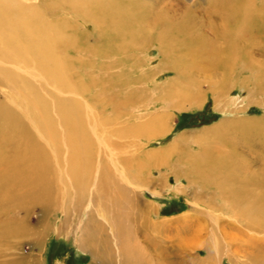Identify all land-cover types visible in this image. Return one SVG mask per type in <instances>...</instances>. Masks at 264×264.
I'll use <instances>...</instances> for the list:
<instances>
[{"label": "bare ground", "instance_id": "bare-ground-1", "mask_svg": "<svg viewBox=\"0 0 264 264\" xmlns=\"http://www.w3.org/2000/svg\"><path fill=\"white\" fill-rule=\"evenodd\" d=\"M146 5L145 0H0V61L9 60L13 64L22 65L14 67L12 70L4 69L5 73L14 81L3 76L9 86L0 85V87H7L14 91L12 96L0 98V196L5 202L0 204V209L6 206L14 208L18 203L22 205L23 201L30 204L36 201L52 203L54 199L57 200L53 190H51V187L54 186V179L51 180L54 175L51 167L53 157L50 156L48 146L51 145L58 152L61 149V141L67 144L70 149L71 154L69 163H67L69 170H67L73 179L74 183L72 184L79 190V195L83 194L84 188H88L93 179L91 173L93 165L91 163L94 162L92 161L95 159L94 154L96 156L97 151L100 150H94V143L91 141L92 135L99 138L100 126L107 125L109 121L103 120L102 112L111 108L114 116L111 120L113 123L125 115L122 111L124 105L118 95H112L102 101H96L94 97H91L86 102L88 93L86 87L73 81V73L75 72L73 70L77 64L72 60L71 54H81L85 49L91 52L96 50L97 53L98 49L102 48L104 50L102 56L106 58L110 55H117L124 49L148 48L152 42L156 41L162 50L164 48V52L169 58L174 56L176 59L175 56L180 55L178 64L157 73L159 76L161 72H168L174 77H171L169 82L167 81L162 95L147 103L148 107L161 105L164 110L168 107L182 109L202 103L206 94L200 90L202 83L209 85V92L223 93L225 90L221 88L220 80L217 82L209 79L212 77L208 76L207 79L209 80L200 81L193 72H209L213 75L215 71L218 72L220 69L230 75L238 67V61L241 63L243 73H255L253 75L255 88L261 89L262 85L264 86V70L260 67L262 63L259 64V60L247 52L245 45L244 47L240 46L246 42L253 48L257 43L252 40L248 41V37L256 38L260 34L264 36V0L259 3L257 0H210L208 14L212 20L208 23L216 35L214 39L212 38L213 40L197 31L196 22L193 21L194 19L191 20V13H187L182 21H179L180 24H175L171 22L172 18L168 13H164L162 10L160 12L155 11ZM63 16L64 18L71 17L74 20H80V22L82 20L85 24L92 23L100 47L88 45L87 48H84V45L87 44L83 38L81 40L80 37H76V23L72 21L68 23L66 19L61 18ZM215 18L220 20L219 25L215 24L213 20ZM214 25L220 26V28L216 30ZM203 27L205 28V26ZM18 69H25L34 82H23L18 78L16 72ZM105 86L107 87V85ZM101 96L103 95L101 94L98 98ZM15 98L21 101L20 107L13 102ZM46 100L52 105V110L50 106L45 104ZM99 103L103 106L101 113L100 109L97 108ZM137 108L138 106L135 110ZM53 110L57 114L56 118L51 114ZM138 112H140V108H138ZM156 115L145 124L135 125L133 129H125L122 132L118 131L119 134H117L121 136L131 135L152 141L166 131V122L169 120L167 115L157 113ZM27 120L31 121L30 124L27 123ZM60 121L64 131H62ZM235 124H227L226 127L232 125L235 128ZM102 142L100 143L101 148L102 146L106 147ZM177 144L178 142L174 143L164 151L149 152L145 158L143 157L145 163L143 161L136 163L137 161L134 160V165L137 164L136 166L140 167L144 163L143 165L148 164L147 166L154 165L156 167L163 159L167 158L165 156L175 150ZM93 151L95 152L93 153ZM208 151L203 149V154L198 156L199 159L196 158L204 164L199 165L196 169L202 171V176L206 173L210 182L219 178L220 184L223 182L225 185L230 181L233 184L239 183L238 185L235 184L232 189L230 188L235 199L237 196L240 197L238 200L233 199L234 207L231 209L235 208L236 214L237 212L243 214L244 221L249 223L251 227L263 228L264 195L253 197V191L248 188L255 183L246 178L239 181L240 178L234 176L233 168L230 169L232 163L231 158L228 157L230 153L223 156L221 151L217 155L210 154ZM83 157L87 160L86 165L82 162ZM110 161L116 169L117 163L113 161V157L110 158ZM101 163L103 162L101 161ZM248 165L244 164L241 167L244 172L250 170ZM102 166L100 182H96L98 187L95 199H104L108 195L116 196L112 197L114 202L117 201V211L111 216L113 217L111 221V230L113 231L107 234L100 226L93 224L91 222L93 219L90 218V223H87L82 230V236L78 243L79 248L91 252L101 264H107L108 259H111L110 245H113V240L118 243L122 264H156L155 262L158 260H167L168 263L170 261L172 264H179L177 259H173V256L178 257L181 253L179 245L186 248L195 244L193 239L183 237L182 233V236L179 235V219L174 220L176 223V228H174L178 231L177 234L175 236L172 233L169 236L165 234H160L161 237L157 236L154 243H156V249L159 251L156 254L151 253L149 251L151 242L149 241H153V239L144 235L145 241L142 242L145 244H141L137 236L140 233L137 215L147 216L151 214V207L140 198L135 188L134 191H130L124 187V185L129 186V182L128 177L125 179L126 174H123L121 167V171L116 176L106 169L104 164ZM165 167L167 166L165 165ZM210 173L219 174L216 175V178H211ZM254 177L258 176L254 175ZM121 181L124 185L120 183ZM260 185L264 186L263 183ZM240 195H246L245 197L242 196L245 200ZM100 201L98 200L96 204H100ZM103 205L102 203L99 207ZM105 208L102 211H105ZM93 210L91 217H93V213L96 214L97 212L95 207ZM131 224H134L137 229L131 227ZM172 230L173 228L169 231L172 232ZM189 232L191 231L188 230L187 233ZM166 241L171 245L162 247ZM206 248L208 249V247ZM211 251L208 252L207 250L208 256L202 261V264H214V261L212 262L214 255Z\"/></svg>", "mask_w": 264, "mask_h": 264}, {"label": "rangeland", "instance_id": "rangeland-1", "mask_svg": "<svg viewBox=\"0 0 264 264\" xmlns=\"http://www.w3.org/2000/svg\"><path fill=\"white\" fill-rule=\"evenodd\" d=\"M261 1L257 0V3ZM145 3L155 11L160 12L162 10L171 15V22L175 24L181 22L187 13H191V20L194 19L193 21L196 22L198 32L203 33L209 39L216 37L208 23L212 20L208 14L210 0H145ZM61 18L66 19L68 23L71 21L76 23V37H80L81 40L83 38L87 44L84 45V48H87L88 45L100 47L92 23L85 24L82 20L80 22V20L75 19V21L71 17L64 18L63 16ZM213 20L215 24H220L219 19ZM217 25H214L216 30L220 28ZM258 36L256 38L248 37V41L252 40L257 43L253 48L246 42L240 46L244 47L245 45L247 52L259 60V64L262 63L260 67L264 70V36L263 34ZM155 42H152L148 48L124 49L119 54L110 55L106 58L102 56L104 54L102 48H99L97 53L96 50L91 52L85 49L81 54H71L72 60L77 64L73 70L75 71L73 81L86 87L88 91L86 102L91 97H94L96 101H102L112 95H118L124 105L122 111L125 115L113 123L111 120L114 116L111 108L102 112L103 120H109L108 123L110 124L104 121L107 125L100 126L99 138L94 135L91 138L90 135L91 141L94 143V150H100L97 151L96 156L94 154L95 159L91 163L93 165L91 169L92 182L88 188H84L81 195H79L80 192L75 185L72 184L74 182L68 172L69 164L67 163H69L71 153L67 144L61 141L59 153L51 145L48 146L50 156L53 157L51 167L54 175L51 180H55H53L54 186L51 187V190H53L57 200L54 199L52 203L36 201L33 202L34 204L23 201L22 205L18 203L14 208L6 206L0 209V264H101L91 252L79 248L78 243L83 228L87 223H90V218L93 219L91 221L93 224L100 226L107 234L113 231L111 230L113 219L111 216L117 211V201L114 202L112 197L116 196L108 195L104 199L100 198L101 201L95 199L103 164L116 176L122 168L123 174H126L125 179L128 177L129 186L126 187L122 181L120 183L130 191H134L135 188L140 198L151 207V214L147 216L137 215L138 229L141 233L137 235L138 241L145 244L142 242L145 241L144 235L153 239V241H149L151 242L149 249L151 253L156 254L159 251L156 249V243H154L157 236L160 234L169 236L171 233L175 236L177 234L174 220L179 219V235L182 233L183 237L191 238L195 243L186 248L179 245L181 253L178 257L173 256V259H177L179 264H202V261L207 258L209 250H212L214 255L212 260L214 264H264V227H251L249 223L244 221L243 214L240 212L236 214L235 208L231 209L234 207L232 201L235 197L232 196L230 190L239 183L233 184L230 181L229 184L225 183L224 185L223 182L220 184L219 178H216L219 173L215 174L216 172L209 174L211 178L217 179L210 182L206 173L202 176V171L196 169L199 165H204L196 160V158L199 159L198 156L203 154V149L216 155L220 151L223 156L230 153L228 155L232 160L230 169L233 168L234 176L240 178L239 181L246 178L255 183L248 188L253 191V197L264 195V186L260 185L261 183L264 184V86L262 85L261 89L255 88L256 84L253 80L255 73H243L241 63L238 61V67L230 75L220 69L218 72L215 71L213 75L209 72H193L200 81L212 79L218 82L220 80L221 88L225 90L223 93L209 92V85L202 83L200 90L206 94L200 104L182 109L168 107L165 110L161 105L148 107L147 103L162 95L165 91V84L171 80V77H174L168 72H161L159 76L157 73L178 64L180 57L177 55L175 59L174 56H170V58L172 57L170 59L164 52V48L162 50L158 42ZM19 66L22 65L13 64L9 60L0 61V85L9 86L3 76L14 81L5 73L4 69L12 70ZM16 72L17 77L23 82H34L25 69H18ZM224 75L226 76L224 77ZM208 76L212 78L207 79ZM13 92L10 88L0 87V98L12 96ZM101 94L103 96L98 98ZM13 102L19 107L22 105L18 98L13 99ZM45 104L50 106L52 110V105L47 100ZM90 104L92 103L90 102ZM99 104L101 105V103ZM99 106L97 108L100 109L101 113L103 106ZM136 106L140 108L138 113V108L135 110ZM156 113L167 115L169 120L166 122V131L152 141L131 135H118V131L133 129L135 125L149 122L154 118V115L157 116ZM51 114L56 118L57 114L54 110L51 111ZM30 122L27 120L28 124ZM59 123L61 124V121ZM227 124H235L236 127L231 125L227 128ZM61 126L62 131H64L62 124ZM59 129L61 130L60 127ZM101 142L106 146H102L103 149ZM177 142L179 145L177 144L175 150L170 152L169 156H165L167 158L163 159L159 165L156 167L154 165L147 166L148 164L143 165L146 154L157 152V150L158 152L164 151ZM65 154L66 156H64ZM112 157L113 161L117 163L116 169L110 161ZM134 160L137 161L136 163H142V161L144 163L137 167V164L134 165ZM86 161L83 157L84 165H86ZM244 164H249V171L244 172L241 168ZM254 175L258 177H254ZM242 196L245 197L246 195ZM244 197L242 198L244 199ZM239 198V196L236 197L237 200ZM0 200V204H3L2 196H0ZM98 200L100 204H96ZM102 203L104 205L99 207ZM94 207L97 212L96 214L93 213V217H91ZM103 208L106 209V212L102 211ZM131 227L136 228L134 224ZM169 227L170 229L173 228L172 232L169 231ZM188 230L191 232L187 233ZM190 234L192 235L190 236ZM115 242L112 240L113 245H110L112 253H110L111 259H108L107 264H122L118 243ZM168 245L171 244L166 241L162 247ZM105 254L107 255V253ZM160 261L161 264H172L170 261L168 263L167 260H158L155 263L160 264Z\"/></svg>", "mask_w": 264, "mask_h": 264}]
</instances>
